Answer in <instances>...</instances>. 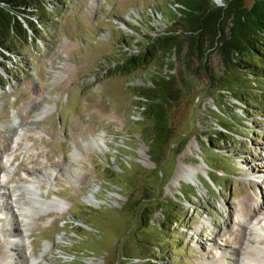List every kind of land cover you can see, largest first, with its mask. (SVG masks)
<instances>
[{"label": "rangeland", "instance_id": "obj_1", "mask_svg": "<svg viewBox=\"0 0 264 264\" xmlns=\"http://www.w3.org/2000/svg\"><path fill=\"white\" fill-rule=\"evenodd\" d=\"M59 3L23 60L0 58V264H141L151 250L147 264H264V65L259 79L235 78L215 52L199 60L183 47L123 72L124 53L179 31L166 12L177 5ZM161 63L180 90L157 165L136 87ZM202 65L244 86L245 105ZM222 127L223 144L210 138Z\"/></svg>", "mask_w": 264, "mask_h": 264}, {"label": "trees", "instance_id": "obj_2", "mask_svg": "<svg viewBox=\"0 0 264 264\" xmlns=\"http://www.w3.org/2000/svg\"><path fill=\"white\" fill-rule=\"evenodd\" d=\"M61 1L65 0H0V58L6 60L11 55L23 60L26 56L24 50L43 38L44 30L50 25L51 14L46 6L51 5L54 11ZM171 1L177 7H174V11L166 8V12L171 16L170 22L180 26L179 31L160 39L149 38L147 45L137 54L124 53L114 68L123 72L145 68L152 58H159L160 53L169 55L177 52L181 55L182 48L186 47L184 56L187 58L202 60L209 51L215 52L223 71L229 76L261 78L258 69L264 65V0H221L218 6L212 0ZM200 67L209 83L221 85V91L235 95L234 99L245 105L241 97L244 86H226L224 78L215 77L205 65ZM164 70L172 71V64L161 63L158 72L150 75L151 85L136 87L140 99V118L151 122L145 144L157 165L160 164L159 155L170 133L168 106L179 100L180 90L173 76L162 74ZM3 86L0 83V87ZM228 133L230 131L222 127V131L210 135V138L223 144L227 141ZM175 145L184 146V143ZM109 158L113 156L109 155ZM166 213L163 220L170 215V212ZM175 221L180 223L181 218H175ZM169 223L173 224L174 221ZM163 228L170 229L166 226ZM150 252L155 258V253ZM152 258L146 256L138 260L141 264H147Z\"/></svg>", "mask_w": 264, "mask_h": 264}, {"label": "bare ground", "instance_id": "obj_3", "mask_svg": "<svg viewBox=\"0 0 264 264\" xmlns=\"http://www.w3.org/2000/svg\"><path fill=\"white\" fill-rule=\"evenodd\" d=\"M19 186H21V184L19 185ZM22 187V186H21ZM11 188V187H10ZM27 190L30 192V193H33V195H35L36 194V192L34 193V189H33V187H30L29 185H27ZM22 189H23V187H22ZM20 187H16V186H14V187H12V190H10V192L9 193H11V197H14V203H18V204H20L21 203V200H22V196L20 195V190H22ZM37 195V194H36ZM39 197V196H38ZM40 199V198H39ZM31 202V201H30ZM35 203L34 204H40V205H42V203H44V204H47V205H50V202H51V200L49 201V200H35L34 201ZM42 202V203H41ZM33 203V202H32ZM21 205V204H20ZM17 206V205H16ZM26 206V205H25ZM245 236V235H244ZM250 237V236H249ZM241 251V250H240ZM244 253V252H243ZM248 256H246V257H248V258H246L245 260H247V259H250V257L252 256V254H250V253H246ZM252 258V257H251ZM238 260V259H237ZM237 260L236 259H234V262L232 261V264H239V263H237Z\"/></svg>", "mask_w": 264, "mask_h": 264}, {"label": "water", "instance_id": "obj_4", "mask_svg": "<svg viewBox=\"0 0 264 264\" xmlns=\"http://www.w3.org/2000/svg\"><path fill=\"white\" fill-rule=\"evenodd\" d=\"M214 1L217 5H221V0H212Z\"/></svg>", "mask_w": 264, "mask_h": 264}]
</instances>
